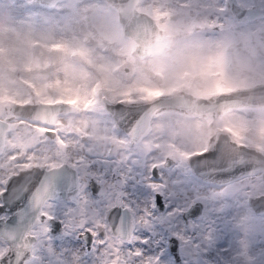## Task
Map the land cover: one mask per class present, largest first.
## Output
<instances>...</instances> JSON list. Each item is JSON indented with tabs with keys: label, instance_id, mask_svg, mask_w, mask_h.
<instances>
[{
	"label": "rangeland",
	"instance_id": "374dc122",
	"mask_svg": "<svg viewBox=\"0 0 264 264\" xmlns=\"http://www.w3.org/2000/svg\"><path fill=\"white\" fill-rule=\"evenodd\" d=\"M262 1L238 0L242 6ZM32 4L37 11H23L24 5ZM40 6L35 0H0V117L9 115L12 101L65 100L72 108L54 115V126L49 127L57 126L53 137L40 125L20 118L9 121L0 151V175L34 161L54 164L78 158L81 178L105 180L121 196L132 194L133 211H151L154 224L137 232L141 240L151 242L147 247L163 239L166 253L167 236L186 231L195 241L213 224L212 244L202 252L211 251L214 257L193 256L176 236L181 264H253L264 251V213L253 212L246 197L264 192L260 172L215 184L199 179L186 155L202 150L217 128L264 151V107L228 108L214 116L161 110L127 149L126 138L115 128L101 97L129 102L179 89L207 96L264 82V15L241 22L228 11L225 0H139L136 9L162 29L160 38L141 56L122 34L115 9L104 0H56ZM110 141L121 160L114 153L115 176L103 177L100 151ZM125 148L133 155L127 158V152L123 157ZM164 156L171 164L150 178L146 165L159 166ZM149 179H154L150 191L145 187ZM153 190L164 195L163 209L154 205ZM141 191L147 194L141 196ZM108 198L115 199L114 193ZM193 201L201 202L198 216L185 221L173 215ZM132 247L146 250L144 245ZM168 264L176 262L170 257Z\"/></svg>",
	"mask_w": 264,
	"mask_h": 264
},
{
	"label": "water",
	"instance_id": "95a60500",
	"mask_svg": "<svg viewBox=\"0 0 264 264\" xmlns=\"http://www.w3.org/2000/svg\"><path fill=\"white\" fill-rule=\"evenodd\" d=\"M37 3L44 6H51L56 0H35ZM108 5L116 11L117 20L120 30L123 35L129 37L133 41L132 50L141 56L148 52V47L152 42L159 39L162 34V29L156 24L151 16L136 9L135 5L139 0H104ZM226 7L239 21L246 22L264 15V0L261 5L242 6L238 0H225ZM104 109L109 113V108L114 107L116 102H122L127 108L143 109L135 121L129 125L128 130L124 132L132 143L139 141L141 136L149 127L150 118L153 114L166 109L176 110L183 113H195L205 116L207 113L217 115L221 111L228 108H239L243 106H258L264 107V82H256L250 86L237 87L224 91H218L207 96L191 94L183 89H179L171 93H159L152 96L150 99L138 101H122L110 100L107 97H102ZM72 104L65 100L60 101H12L8 105L9 115L0 117V150L3 146L5 132L8 127V122L14 118L27 120L29 122H39L45 126L51 125L53 116L69 111ZM110 115V114H109ZM128 112L125 111L120 119L123 120ZM111 116V115H110ZM118 128L119 126L116 125ZM120 129V128H119ZM213 145L211 151L216 152L215 159H206L207 153L204 156H194L195 152L186 155V162L191 171L201 180L212 182L215 184H224L229 181L238 179L245 175L260 172L261 177H264V151L255 146L237 142L227 130L221 128L215 129L208 138L207 145ZM200 151V150H199ZM197 152V151H196ZM192 157L190 160L189 158ZM165 159H170L166 156ZM171 160V159H170ZM171 163L169 161L168 165ZM61 165H66L61 167ZM37 165H31L28 168H19L17 170H26L34 168ZM44 168V166H40ZM16 170V171H17ZM11 172L10 174H13ZM25 175L27 182L20 186L19 193L22 195L28 191L31 186V180L34 176L39 177L35 188L32 192L44 189H50L51 197L61 194L66 197L75 195L76 189V170L68 164L60 163L59 165L44 169H32ZM15 178V177H13ZM264 181V180H263ZM20 195H16L14 199L19 200ZM264 195V192L255 195H247L246 201L253 212L255 209L251 206L250 200ZM157 196L159 197V208L162 207L161 196L155 193L154 200L156 203ZM8 203H12L9 200ZM118 207V205L111 206ZM199 207L201 211V202L194 201L190 203L182 214L187 216L192 208ZM32 213L30 201L22 205L13 215L16 217V223L9 226L6 218H0V238L7 242L17 235L18 232L29 228L31 220L21 219L20 213ZM256 213V212H255ZM110 227L112 221L108 220ZM113 232H119L120 235L129 237L131 230L130 215L126 218L123 213L120 220L112 227ZM171 237V236H170ZM169 237V238H170ZM168 238V239H169ZM170 245L168 244V248ZM23 255V253H20ZM177 255L179 256L178 252ZM18 260L19 257H16ZM208 264H220L209 262ZM225 264H245L243 262L234 261Z\"/></svg>",
	"mask_w": 264,
	"mask_h": 264
},
{
	"label": "snow or ice",
	"instance_id": "6c2138e0",
	"mask_svg": "<svg viewBox=\"0 0 264 264\" xmlns=\"http://www.w3.org/2000/svg\"><path fill=\"white\" fill-rule=\"evenodd\" d=\"M21 3H23V0H21ZM40 7H43V5ZM37 10L38 6L36 4L24 5L23 8L25 12ZM113 106L109 108L111 119L124 132L128 130L129 125L143 111V109H125L123 107L125 105L122 102H116ZM125 111L128 112V115L121 120L120 116ZM47 135L52 136L54 132L49 130ZM212 148L213 145L205 146L202 150L195 152L192 157L204 156L207 153L206 159H215L217 153L211 151ZM84 159L86 161L88 157ZM169 161L171 160L165 159L159 166L146 165L149 177L155 178L157 176L156 169L167 167ZM64 166L66 165H61V167ZM47 167L49 166L41 168L37 165L34 168L17 170L13 174L0 175V215L6 213L10 217L7 224L9 226L15 225L16 217L13 213L22 205L30 201L32 207L30 227L18 232L15 237L7 242L6 246L0 244V264H114V262L115 264H168L170 257L175 260L176 264H181L180 257L177 255L178 240L176 236L180 237V242L186 245L193 256L200 257L207 255L209 259L214 257V253L211 251L202 252V249H210L212 244L214 235L213 224H209L208 230L195 241L187 235L186 231L184 233L178 232L176 235L171 236L168 239L170 247L166 253L163 252L165 247L163 239L155 247H147L151 242L147 239L141 240L137 236V232L150 228L154 224L152 213L148 210L133 211V205L128 202L129 197L126 196H120L119 200L124 203H120L118 207L110 208L106 218H102L103 211L101 206H110L111 201H102L100 205H96V214L90 218L87 211L89 208L88 201L82 210L77 207V202L81 197H84L82 190L83 182L89 179L88 176L81 178L78 171H76L75 196L69 205V210H66L64 214H57L55 211V203L51 199L49 188L45 187L44 189L37 190L35 193L32 192V188H35L38 182V175L32 178L28 191L20 195V186L27 182L26 176L20 175V173H27L32 169L46 170ZM51 167L54 168L55 166L52 165ZM261 179L264 180V177ZM153 186L154 179L146 181L145 187L149 191ZM163 187L166 189L167 185ZM93 191L95 192V185H93ZM146 194L143 191L139 193L141 196ZM16 195H20L19 200L14 199ZM9 200H12V203L9 204ZM156 204H160L158 196ZM250 204L256 213H264V195L250 200ZM77 213L80 214L78 215ZM122 213L126 218H129L130 215L131 232L129 233L127 242L125 241V236L112 230V227H115L116 223L120 220ZM199 214V207L192 208L187 216H184L178 209L173 212V215H176L178 219L185 221ZM108 220L112 221V227H109ZM62 231L68 233V236L62 248H58L56 246L57 242L52 237H55ZM143 235H148V233L145 232ZM73 236L77 237L74 241L72 240ZM81 237L85 239L87 245H95V251L91 257L75 251L81 247ZM117 240L119 243H117ZM133 244L144 245L146 250L142 251L140 247L133 248ZM20 253H23V255H20ZM57 256L61 257V260H56L55 257ZM16 257H19V259L17 260ZM253 264H264V251H261L260 255L253 261Z\"/></svg>",
	"mask_w": 264,
	"mask_h": 264
},
{
	"label": "flooded vegetation",
	"instance_id": "af4514ba",
	"mask_svg": "<svg viewBox=\"0 0 264 264\" xmlns=\"http://www.w3.org/2000/svg\"><path fill=\"white\" fill-rule=\"evenodd\" d=\"M102 97H106V96H102ZM101 97V98H102ZM108 98V97H107ZM111 100V99H110ZM101 102H102V100H101ZM103 105V104H102ZM65 113V112H64ZM56 115V114H55ZM54 117L55 116H53V121H52V123H51V125H53L54 126ZM24 121H27V120H24ZM29 124H37L38 126L40 125V126H42V131L44 132V134H46L47 135V133L49 132V130H52L53 132H54V135H55V133L57 132L56 130H57V126L56 127H54V129H50L49 127L51 126V125H49V126H45V125H43L42 123H39V122H29V121H27ZM114 124V123H113ZM114 126H115V128L119 131V133H121V134H123L124 136H125V146H126V148L127 149H131L132 147H133V145H135L136 143H132L131 141H130V139H129V137L123 132V131H121L115 124H114ZM5 134H6V132H5ZM54 135H52V136H50V137H53ZM49 136V135H48ZM80 137L82 138V140L83 141H86V139H85V136L84 135H80ZM128 144V145H127ZM112 146H114V142L113 141H110L109 142V146L107 147V148H105L104 150H102V152L100 151V154L101 155H103V156H101L102 157V163H103V168H102V170H101V176H103V177H106L107 175H108V173H109V175L110 176H115L114 174H115V170H114V168H113V166L114 165H111L113 162L111 161L112 159H114V157H113V155H114V153L116 154L115 156H118L116 159L119 161V160H121V153H118V151L116 150V149H113L112 148ZM124 149V153L122 154V156L123 157H126V155H127V152H128V155H127V158H128V156L130 157V156H132L133 155V153L131 152V151H126L127 149ZM1 151V150H0ZM120 152V151H119ZM95 153H99L98 151H95ZM105 155H108V156H105ZM165 158H166V156H164V159H163V161L165 160ZM66 163V164H68L70 167H72V168H74L76 171H78L79 173H80V166H79V163H80V160L78 159V158H76V159H72V160H70V161H68V160H61V161H59L58 163H54V164H46L44 161H42V162H31V163H29V164H27V165H25V166H23V167H20V168H28V167H30L31 165H39V166H49V167H47V168H50L52 165H54V166H57V165H59L60 163ZM171 162H172V160H171ZM171 164V163H170ZM152 165H154V164H152ZM155 166V165H154ZM117 170H119V167H115ZM19 169V168H18ZM17 170V169H16ZM15 172V171H14ZM156 172H157V176L155 177V178H157L158 176H159V173H158V170L156 169ZM11 173V172H10ZM9 173V174H10ZM101 180H103L102 178H101ZM93 185H95V192L93 191ZM82 190H83V192H84V195L85 196H87L86 194H87V192H88V194H89V197L87 198V199H89L88 200V203H89V208L87 209V211H88V213H89V215H90V218H91V216L92 215H95L96 214V211H97V208H96V205H100L101 204V202L102 201H104V202H108V200H109V196H110V194L111 193H114V196H115V199H112L111 200V205L110 206H107V205H102L101 207H102V211H103V216H102V218H106L107 216H108V214H109V211H110V207L111 206H114V205H118L119 206V204L120 203H123V202H121V201H119L118 200V198L122 195L121 193H119V192H116L112 187H110V186H108L107 185V183H106V181L104 180L103 182H101V181H99V180H97V179H95V177L94 176H89V179H87L86 180V183L82 186ZM159 193V195L161 196V202H162V207L161 208H159L157 205H156V203H155V198H154V195H155V193ZM126 195L129 197V203H132V201H131V196H132V194H127L126 193ZM74 196L75 195H69V196H66V197H64V196H62L61 194H57V195H55L54 197H51V199L54 201V203H55V211L57 212V214H64L65 213V211L66 210H69V205L71 204V202L73 201V199H74ZM96 197H98L97 199H98V203H96L95 201H94V199L96 198ZM152 198H153V203H154V205L156 206V208L157 209H163V207H164V195L161 193V192H159L158 190H153V192H152ZM87 199H85L84 197H81V199L77 202V207L79 208V209H83L84 208V205L87 203ZM194 202V201H193ZM192 203V202H191ZM185 209V208H184ZM183 209V210H184ZM182 210V211H183ZM31 214L32 213H27V212H21L20 213V216H21V219H23V220H31ZM78 215L80 214V213H77ZM0 218H2L3 220H5L6 218H8V215L5 213V214H3V215H0ZM107 223H108V225H109V222L107 221ZM109 227H110V225H109ZM130 232H131V230H130ZM68 236V233H66V232H61V233H59L58 235H56L55 237H52V239L55 241V242H57L56 243V246L58 247V248H62V246H63V244L66 242V237ZM171 236V235H170ZM170 236H167L166 237V247H167V249H168V238L170 237ZM77 237H75V236H73L72 237V240L74 241L75 239H76ZM129 238V237H128ZM128 238H125V241L127 242V239ZM81 239V247L80 248H78V249H76L75 251L76 252H79V253H81L82 255H87V256H89L88 255V253L89 252H94V247H95V245L94 244H92L91 246H89V245H87L86 243H85V239L83 238V237H81L80 238ZM0 241L2 242V243H4V245L6 246L7 245V241L5 240V239H1L0 238ZM118 241V240H117ZM81 249V250H80ZM63 250V249H62ZM92 256V255H91ZM91 256H89V257H91ZM55 259L56 260H61V257H59V256H57V257H55ZM114 264H115V262H114Z\"/></svg>",
	"mask_w": 264,
	"mask_h": 264
},
{
	"label": "trees",
	"instance_id": "16d2710c",
	"mask_svg": "<svg viewBox=\"0 0 264 264\" xmlns=\"http://www.w3.org/2000/svg\"><path fill=\"white\" fill-rule=\"evenodd\" d=\"M28 101H31V100H28Z\"/></svg>",
	"mask_w": 264,
	"mask_h": 264
}]
</instances>
